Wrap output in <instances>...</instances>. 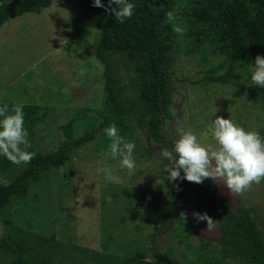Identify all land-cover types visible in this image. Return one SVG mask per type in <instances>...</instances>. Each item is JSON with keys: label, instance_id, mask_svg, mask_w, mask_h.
<instances>
[{"label": "rangeland", "instance_id": "rangeland-1", "mask_svg": "<svg viewBox=\"0 0 264 264\" xmlns=\"http://www.w3.org/2000/svg\"><path fill=\"white\" fill-rule=\"evenodd\" d=\"M96 20L97 16L86 10L84 0H52L39 14L27 13L0 27V104H8L9 110L21 102L34 107V121L24 123L33 151L55 150L64 139L61 127L68 122L74 123L75 136L93 125L92 130L100 133L103 119L97 112L102 108L105 91L103 68L94 58ZM216 61L212 59L213 64ZM208 67L199 53L185 55L179 51L173 55L169 68L173 90L168 108L172 117L166 121L169 138L191 131L203 146H214L211 134L204 133L216 116L229 118L264 136V96L249 94L231 84L201 86L200 79ZM122 79L121 93L134 98L131 80L125 73ZM97 137V141L75 151L63 167L30 186L28 197L39 200H20L23 207L14 208V203L2 215L19 225L29 218L35 234L52 237L63 253L78 246L85 248V255L117 257L139 247L154 246L164 252L171 246V258L186 264L193 261L192 253L202 241L211 244L208 249L218 242V224L207 229L206 221L193 215L197 205L179 201L186 208L185 227L168 222L156 235L155 243L150 244L152 224L164 210L163 195L176 183L165 177L168 161L161 159L159 144L148 141L151 157L136 158V170L130 175L120 167L118 159L106 154L111 141L103 135ZM21 166L23 163L14 167ZM102 168L111 169V180L97 171ZM4 175L7 179L12 177L11 172ZM213 184L222 200L256 206L257 224L264 228V178L239 193H232L218 179ZM123 188H127L124 193ZM114 194L118 195L113 197ZM181 236L189 237L185 242L189 248L184 242H176ZM38 245L41 244L34 242L35 247ZM45 251L52 250L45 246L41 256ZM72 254L76 256L75 252ZM182 254L186 255L185 260ZM87 259H81L82 264Z\"/></svg>", "mask_w": 264, "mask_h": 264}, {"label": "trees", "instance_id": "trees-1", "mask_svg": "<svg viewBox=\"0 0 264 264\" xmlns=\"http://www.w3.org/2000/svg\"><path fill=\"white\" fill-rule=\"evenodd\" d=\"M84 2L86 10L97 16L94 58L102 65L105 91L102 108L97 112L103 119L100 133L92 130L93 125L75 136V125L68 122L61 127L64 139L55 150L41 153L30 148L35 155L21 168L0 156V216H3L0 218V262L53 264L58 260L59 264H82L81 259L86 256L94 264H178L171 258V246L164 252L154 246L139 247L117 257L85 255V248L78 246L63 253L58 251L59 244L52 237L47 239L35 234L29 218L23 220L24 225H19L2 214L14 203V208L23 207L20 200L25 198L30 203L39 200L28 197L30 186L63 167L75 151L97 141V136L103 135L110 142L103 131L109 124L114 123L120 135L135 142L134 159L151 157V148L146 146L148 141L159 144L160 149L170 147L175 138H169L166 128L167 119L172 117L168 109L173 90L169 68L173 55L179 51L185 55L199 53L209 64L200 79L201 86L231 84L238 90L264 96V89L256 85L249 87L248 78L249 64L256 55L264 56V0H132L134 13L123 23L106 10L115 7L108 5L107 0H102L105 8L92 6L91 0ZM51 3L52 0H0V27L9 19L27 13L39 14ZM169 10H174L177 22L186 28L183 35L175 33L172 24L167 22L165 13ZM213 58L217 60L215 64ZM122 73L131 80L134 98L121 93ZM23 111L24 123H32L34 107L24 106ZM9 172L12 177L7 179L4 174ZM126 190L121 189L123 193ZM162 201L164 210L152 224L150 244L155 243L156 235L168 222L185 227L186 208L178 202H194L195 213L202 211L218 224L219 240L210 249L211 244L201 240L200 247L192 253L193 261L186 264H264V228L257 224L256 206L233 205L222 200L213 180L207 178L199 184L176 180ZM188 240L189 237L182 239L181 236L176 242L185 244ZM34 242L44 247H35ZM45 246L52 251H45L41 256ZM182 258L185 260L186 255L182 254Z\"/></svg>", "mask_w": 264, "mask_h": 264}, {"label": "clouds", "instance_id": "clouds-1", "mask_svg": "<svg viewBox=\"0 0 264 264\" xmlns=\"http://www.w3.org/2000/svg\"><path fill=\"white\" fill-rule=\"evenodd\" d=\"M91 3L94 7H106L102 0H91ZM107 4L115 5L106 10H110L120 23L131 18L134 13L135 4L132 0H107ZM165 16L175 33L183 35L186 32V28L177 22L174 10L167 11ZM248 78L251 81L249 85L264 89V56L256 55L254 64H249ZM23 108L22 102L12 105L11 110L8 104H0V156L14 164H26L35 155L29 151L31 144L24 127ZM103 131L111 141L106 154L114 160L118 159L120 167L130 175L133 174L136 170L135 142L120 135L114 123ZM208 133L211 134L214 146L205 147L195 133L183 131L171 142L170 147L160 149L161 159L168 161L164 167L166 179L187 180L198 184L206 178L218 179L232 193H239L253 182L264 178V136L259 131L246 130L229 118L216 116L207 126L204 135ZM97 171L105 173L107 180L113 178L109 168ZM2 182L8 183L7 180ZM193 215L197 220L206 221L207 229H214L213 220L206 213Z\"/></svg>", "mask_w": 264, "mask_h": 264}]
</instances>
